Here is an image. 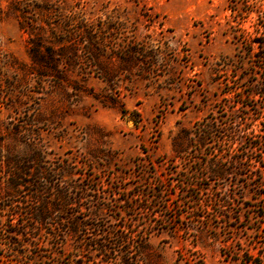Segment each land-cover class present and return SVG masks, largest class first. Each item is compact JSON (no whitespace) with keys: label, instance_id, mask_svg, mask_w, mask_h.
<instances>
[{"label":"rangeland","instance_id":"374dc122","mask_svg":"<svg viewBox=\"0 0 264 264\" xmlns=\"http://www.w3.org/2000/svg\"><path fill=\"white\" fill-rule=\"evenodd\" d=\"M253 40L264 43V0H0V173L12 153L32 184L0 204V264L76 254L77 240L39 229L37 248L14 245L7 230L37 227L27 209L41 198L52 229L70 216L82 235L131 228L155 264H264Z\"/></svg>","mask_w":264,"mask_h":264},{"label":"trees","instance_id":"16d2710c","mask_svg":"<svg viewBox=\"0 0 264 264\" xmlns=\"http://www.w3.org/2000/svg\"><path fill=\"white\" fill-rule=\"evenodd\" d=\"M234 3V0H230ZM252 43H257L259 48L264 47V43L260 41L253 40ZM262 89V88H259ZM259 95L262 96V93L258 91V89H255L251 94H249V97ZM124 113V112H123ZM211 126V125H210ZM212 129L213 126H211ZM201 136L207 139V137L214 136L211 133L203 132L201 130L200 133ZM234 141V139H232ZM251 149H256L260 151V153H264V144L263 142H252L250 145ZM2 155V152H0V158ZM5 158L4 166L3 168L5 171L1 174L4 175V178L7 179V186L9 189H11V193L7 194L6 196H3L0 198V204L3 203H12L15 198H17L18 193L22 191L23 189L27 187H31V183L26 180L31 172V168H23L24 162L18 161V158L11 154H8V156H3ZM248 161H252V158H246ZM244 160V159H242ZM263 167L264 169V159L260 158V160H255ZM19 164L17 165V163ZM23 165V166H22ZM215 169L213 171L214 175L219 178H224L226 175V172L222 167L214 166ZM26 177V178H25ZM35 194L41 193L38 191L34 192ZM20 196V195H19ZM59 202H62L63 205H68L71 202L69 201L68 196L66 195V192L60 191V196L58 199ZM39 206L37 208H29L27 209V215L30 216V220L33 222V224L37 225L33 228L30 227V225L23 224L21 227H18L19 230H7V233L10 235L11 239L14 240V245L18 247H26L28 245H31L34 248H37L33 244V239H36V236L31 235V231H34L35 229H39L41 232L44 233L47 237H50L49 239L55 240L59 239L61 237L65 238L66 235L71 237L74 240H77L78 247H75V254L73 257L68 259L67 264H155L153 261L154 259H151L154 257V254L152 252V249L150 248V245L148 243L147 237L145 238V241H143V236L137 234L136 231H133L131 228H127L121 232L117 231H106L101 226H94L95 234H84L82 235V229H81V222L79 220H75V218H71L73 216L67 217L66 219L62 218L63 216L60 215L61 221H65L67 224H69L67 230H61L56 231L54 228L52 229V221H55V214L53 211L49 210L47 208V205L49 204L45 198H41L38 200ZM54 207H59L60 204L57 202L53 204ZM6 209L12 208V204H6L4 205ZM95 218L97 219V215H95ZM14 228L17 227V224H13ZM85 229H87V232L89 233L92 229L90 226L83 225ZM22 230H21V229ZM139 237L142 238V241H136ZM28 238V240H24ZM19 241H18V240ZM136 245H133L132 242ZM28 243V244H24ZM31 252V251H30ZM30 252L25 250L23 253V256L25 255V259L28 261V264H39L36 263V261H40V264H50L48 262L49 257L43 256L41 253H35L32 254L34 256L35 260H32L30 256ZM60 258H64L65 255L63 253H57L55 255H58ZM88 255V256H87ZM55 264H65L63 262H55Z\"/></svg>","mask_w":264,"mask_h":264}]
</instances>
